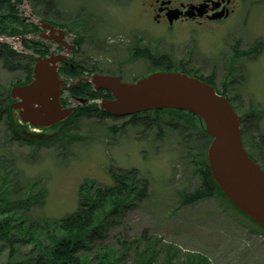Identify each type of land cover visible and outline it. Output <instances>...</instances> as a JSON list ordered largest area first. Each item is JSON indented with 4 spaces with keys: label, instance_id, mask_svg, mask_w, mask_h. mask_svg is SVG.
I'll list each match as a JSON object with an SVG mask.
<instances>
[{
    "label": "rangeland",
    "instance_id": "1",
    "mask_svg": "<svg viewBox=\"0 0 264 264\" xmlns=\"http://www.w3.org/2000/svg\"><path fill=\"white\" fill-rule=\"evenodd\" d=\"M53 3L56 6L49 17L54 19H50L58 27H65L68 43H77L69 59L83 66L87 74L95 69L120 75L125 82L146 77L153 72L151 62L131 58L134 51L145 48L154 59L161 53L170 55L175 69L188 54L194 53L206 63L213 55L207 30L185 36L179 29L165 34L163 28L151 22L143 0ZM35 7L39 13L43 11L38 3ZM21 11L31 23L40 24L29 3ZM43 41L51 52L63 53L53 42ZM19 79L23 81L19 73L5 69L0 60V213L10 209L28 223L62 220L78 211L79 191L85 182L114 187V174L136 171L137 179L146 185V196L136 199L119 219H114L103 241L93 244L90 253L94 254L99 245L120 250L118 242L122 240L130 245L122 264H136L138 255L152 247L159 252L151 264H165L168 256L173 257L171 264L203 258L206 264H264V230L224 198L215 196L183 206L182 194L193 193L202 186L196 169L202 155L201 151L191 150L182 130L168 128L164 122L161 130L156 127L144 132L143 128L124 126L126 120L82 115L68 130L64 128L62 138L37 144L23 141L10 128L1 97ZM256 81V86L248 85L247 94L260 111L254 119L255 123L260 121V129L256 125L252 128L259 141L258 134L264 135V73H258ZM37 133L47 135L54 131ZM259 146L263 154L258 157L262 161L264 146ZM34 254L30 245L18 247L11 254L0 243V264H20Z\"/></svg>",
    "mask_w": 264,
    "mask_h": 264
},
{
    "label": "trees",
    "instance_id": "2",
    "mask_svg": "<svg viewBox=\"0 0 264 264\" xmlns=\"http://www.w3.org/2000/svg\"><path fill=\"white\" fill-rule=\"evenodd\" d=\"M27 1L37 17L56 28L58 27L59 24L53 23L50 19L52 17H49L53 7L56 6L53 0ZM36 3L43 8L40 13L35 7ZM23 4L24 0H0V37L22 38L39 34L40 28L29 23L21 15L20 8ZM60 27L65 29L63 25H60ZM74 45L77 46V43H74ZM23 46L39 57L46 58L49 55V48L45 47L42 42L26 40L23 42ZM0 60L5 69L13 73H19L23 77V81L19 79L14 85L23 86L31 82L34 65L33 57L17 54L9 46L0 43ZM154 64L156 65V63ZM162 66L160 70H163L162 68L171 69L170 63H162ZM85 72L86 69L83 66L73 62L63 65V73L73 77H83ZM97 72L95 69L91 70V73ZM88 93L93 98H111V95L104 91L95 93L92 86L87 83L81 84L71 91V95L75 98H85ZM6 100L8 106L3 109V112L8 115L10 128H12L17 139L28 141L24 139L18 130V125L9 107L11 100L8 95ZM0 113H2L1 110ZM84 113L98 115L101 119L114 118L94 106L79 111V115ZM164 115H168L170 118L166 120ZM74 118L75 115L53 128L59 129L60 133L57 138H62L64 125L72 123ZM128 120L133 127L143 125L144 128L157 127L159 129L164 122H167L169 127L178 128L185 133L186 140L192 146L191 148H194L196 144L202 146L204 160L199 159L196 167L202 180V186L192 194L185 196L183 206L198 204L218 194L235 208L226 199L211 174L206 157L211 139L205 134L203 124L197 116L182 111L169 110L142 113L129 117ZM243 135L245 136L244 131ZM201 146L196 147V149L201 151ZM114 178L117 183L114 187L98 186L94 181L85 182L79 191L78 211L73 216L62 220L52 219L44 222L28 223L25 217L14 214L12 210H6L5 208L0 213V243L10 249L11 254H14L18 247L26 245L33 247L35 254L29 256L20 264H122L127 251L130 249L128 242L120 240L118 242L120 250L99 245L94 254L90 251L93 249V244L103 241L109 225L114 224V219H119L125 209L134 205L136 199L141 200L146 196V185L137 181L135 171L128 172L124 176L114 174ZM158 252L159 250L153 247L147 249V252L142 251L137 257L136 264H151L155 261ZM172 258L168 256L165 264H171ZM206 262L204 258L201 260L188 259L186 264H206ZM7 264L16 263L15 261H9Z\"/></svg>",
    "mask_w": 264,
    "mask_h": 264
},
{
    "label": "water",
    "instance_id": "3",
    "mask_svg": "<svg viewBox=\"0 0 264 264\" xmlns=\"http://www.w3.org/2000/svg\"><path fill=\"white\" fill-rule=\"evenodd\" d=\"M42 24L48 33L41 38L58 43L70 54L74 46L65 42L66 33ZM66 59L64 55L36 58L32 81L11 89V98L16 100L11 106L16 122L47 129L73 114L74 109L63 108L60 101L65 88L58 76V65ZM87 81L95 91L111 93L113 99L104 100L100 108L117 117L166 109L197 115L212 137L208 161L216 183L237 209L264 228V171L245 152L239 117L227 98L182 73H155L132 84L105 75H94ZM22 133L28 139L50 138Z\"/></svg>",
    "mask_w": 264,
    "mask_h": 264
},
{
    "label": "flooded vegetation",
    "instance_id": "4",
    "mask_svg": "<svg viewBox=\"0 0 264 264\" xmlns=\"http://www.w3.org/2000/svg\"><path fill=\"white\" fill-rule=\"evenodd\" d=\"M143 5L151 22L163 28L165 34L179 29L185 36L207 30L211 44L209 51L213 55L206 63L200 62L202 58L194 53L188 54L177 69L173 58L165 53L154 59L146 51L136 50L131 58L154 62L156 65L151 64L153 69H160L166 62L171 64L169 70L197 74L230 100L243 119L248 135L255 136L252 128L256 125L260 129V121L254 122L256 116L259 117L256 114L259 110L251 108L257 103L250 102L247 91L249 84H259L256 81L258 73H264V0H143ZM260 134L257 146L248 137L246 149L263 167L264 159L261 161L258 157L263 154L259 144L264 146V135Z\"/></svg>",
    "mask_w": 264,
    "mask_h": 264
}]
</instances>
